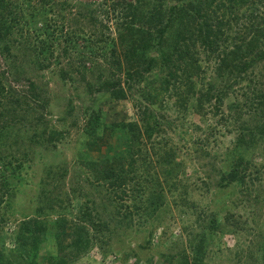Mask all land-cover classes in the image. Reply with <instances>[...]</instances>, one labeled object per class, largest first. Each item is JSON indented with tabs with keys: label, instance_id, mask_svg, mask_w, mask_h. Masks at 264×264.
Wrapping results in <instances>:
<instances>
[{
	"label": "rangeland",
	"instance_id": "rangeland-1",
	"mask_svg": "<svg viewBox=\"0 0 264 264\" xmlns=\"http://www.w3.org/2000/svg\"><path fill=\"white\" fill-rule=\"evenodd\" d=\"M61 3L66 4L61 7ZM115 3L55 0L57 7L49 17L57 26V40L47 69L31 63L37 60L35 54V60L19 54L15 61L0 53V75L5 77V84L26 90L28 83L35 81L46 105L34 112L35 116L44 113L43 120L35 124L25 119L34 126L24 131L12 120L10 139L7 145H0V263L26 264L32 256L31 239L50 230L65 249L61 257L68 258V264H133V258L124 263L121 256H133L142 244L159 249L162 243L167 250L174 245V253H178L189 248V240L195 244V235L201 232H205L207 244L204 264H260L259 257L264 254V175L256 178L246 174L247 188L235 189L230 197L222 191L231 187H219L221 175L233 162L227 151L238 135L237 126L242 121L250 125L253 117L250 111L244 112L239 122L233 116L222 121L228 115L227 104L234 97L241 98V88L219 92L223 82L213 72L214 58L209 63L203 58L206 82L204 88L198 83L196 91L208 93V83H213L214 89L201 110H192L193 104L190 109L181 108L183 97L193 100L197 95L184 84L180 92L173 93L160 82L164 74L155 68L144 75L155 83L151 98L140 92L142 81L130 90L121 82L124 99H112L105 90L88 94L87 82L97 87L107 78L122 80L127 67L119 53L115 21L119 9ZM89 12L97 19L95 25L86 20ZM95 32L113 39L121 71H112L109 51H96V57L82 70L83 80L71 70L70 59L76 61L79 56L70 45L81 47L83 39ZM224 32L222 48L228 49L234 30L230 33L226 28ZM64 33L75 34L70 43ZM64 48L66 56L62 54ZM75 65L80 67L78 62ZM258 68L253 69L257 86L264 83V68ZM61 70L69 75L63 78ZM136 106L150 112L147 122ZM128 123H135L139 131H129ZM252 152L249 161L258 164L263 160L259 151ZM146 160L149 163L145 167ZM100 164L121 177L114 179L115 183L124 184L113 188L98 184L104 175V170L96 174ZM148 177L157 178L159 184L154 188L161 190L151 191ZM170 178L176 183L172 188ZM246 189L252 195L250 202L240 193ZM152 193L155 197L164 193L163 201L155 200ZM37 224L43 228L39 232ZM77 227L85 229L92 242L85 253L69 261L72 254L66 245ZM54 255L53 239L40 241L35 264H52ZM139 258V264L158 262L147 251H140Z\"/></svg>",
	"mask_w": 264,
	"mask_h": 264
},
{
	"label": "trees",
	"instance_id": "trees-1",
	"mask_svg": "<svg viewBox=\"0 0 264 264\" xmlns=\"http://www.w3.org/2000/svg\"><path fill=\"white\" fill-rule=\"evenodd\" d=\"M64 4L66 3H61L60 6L63 7ZM56 7L55 0H0V53L5 54L7 59L14 58L15 61L19 54L29 57H34L35 54L37 60L34 57L35 62H30L33 65L36 64L39 69H47L53 58V44L57 40L55 34L57 26L52 23L53 20L49 15ZM115 9H119V15L115 18L118 22L116 25L119 32V53L127 65L123 70L124 77L122 80L119 77L107 78L97 87L87 82L86 92L92 95L105 90L112 99H124L126 95L121 82L130 90L134 84H140L142 81L143 86L140 92L147 95L146 98H151L155 83L144 75L150 74L155 68L164 74L160 82L173 93L180 92L179 87L184 84L190 91H194L193 95H197L194 101L189 97H183L179 102L181 108L190 109L189 107L193 104L192 110H201L206 100H210L207 96L214 89L213 83H208V93L204 94L203 89L196 91L198 83L204 88L206 82V72L201 69V63L203 58L207 63L214 58L213 72L216 79L223 82L222 87L218 89L219 92L223 94H226L228 90L234 92L232 88L236 87L242 90L239 93L240 99L234 97V101L227 104L228 115L222 117V121H227L230 116H233L239 122L243 115L250 111L253 112L251 116L253 115L252 119H254L253 121L251 119L250 125L242 121L240 126H237L238 135L233 146L227 151L233 162L230 170L221 175L219 187L221 189L231 187V190L222 191L226 197H230L231 194L235 195V189H243L244 186L247 188L246 174H255L256 178L264 175V83L257 86L253 81L257 75L253 69L258 65L260 69L264 68V0H134L129 2L116 0ZM89 14L91 15V12ZM86 15L85 18H87ZM86 20H89L92 25H95L97 21L92 15ZM226 28L230 33L234 30V35L230 34L229 37L228 49L226 46L222 48ZM74 35L63 34L65 41L69 43ZM113 42L111 37L95 32L94 36L83 39L81 47L77 44L70 45L79 56L76 61L73 57L70 59L71 70L85 80L82 73V70H86L85 64L93 61L96 51L105 50L109 51L112 71L120 72L119 56ZM66 53L67 49L64 48L62 54L66 56ZM57 57L60 58V56ZM77 62L80 67L75 65ZM15 71H17L16 65ZM61 74L63 78L69 75L64 70H61ZM4 78L0 75V145H7V140L10 139L12 120L22 125L21 131H24L26 127L34 126V123L38 124L43 120L44 113L35 116L36 107L46 108L35 81H30L26 90H20L19 87L7 86ZM5 81L7 83V79ZM217 100L222 99L217 96ZM185 101L188 103L187 107H185L187 104ZM137 111L143 115V122H147L150 112L146 108L143 110L137 108ZM25 119H31L34 123L26 122ZM127 128L129 131H139L135 123H128ZM252 151H259L258 154L263 159L258 164L248 159ZM148 163L147 160L144 162L145 167ZM106 166L100 164L96 168V174L104 170V175L99 179L98 184L102 182L111 188L124 184L115 183L116 179L121 177L113 170L105 169ZM169 177H173L170 171ZM141 178L140 174L136 183L138 186L142 181ZM146 180L150 184L151 191L161 190L154 188V185L159 184L157 178L148 177ZM251 181L253 180L250 179ZM175 184V180L170 178V187H174ZM240 193L246 194L244 198L247 200L252 196L248 189L241 190ZM163 194L155 197L156 194L152 193L151 196L161 202L164 198ZM255 200L260 199L256 197ZM81 218L84 219L85 216ZM37 227V232L43 229L41 224H37ZM49 238L53 239L56 254L52 264H68V258L65 260L61 257L65 249L55 241L50 230L42 233L40 238L36 235L31 239L33 251L32 256L26 260V264H35L39 242ZM69 238L71 240L66 245V250L68 249L72 254L69 256V261L85 253L92 242L82 227L74 229ZM195 239V244L189 240L187 242L189 248L182 249L178 253H174V245L172 249L167 250L162 243L159 249L150 244H142L133 256L132 253L127 256L122 255L120 261L127 263L133 258V264H139L140 251H147L156 257L157 264H204L207 245L205 232L196 234ZM259 259L260 264H264V254Z\"/></svg>",
	"mask_w": 264,
	"mask_h": 264
}]
</instances>
